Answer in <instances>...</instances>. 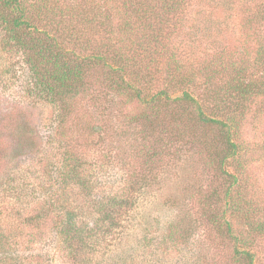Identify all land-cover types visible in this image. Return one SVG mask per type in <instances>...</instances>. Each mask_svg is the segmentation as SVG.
Masks as SVG:
<instances>
[{
    "label": "rangeland",
    "instance_id": "rangeland-1",
    "mask_svg": "<svg viewBox=\"0 0 264 264\" xmlns=\"http://www.w3.org/2000/svg\"><path fill=\"white\" fill-rule=\"evenodd\" d=\"M29 1L27 13L32 18L39 6L49 10L53 2ZM59 1L68 17L79 6L88 14L92 8L104 15L110 9L115 14L110 13L109 19L122 25L115 1ZM181 15L183 31L163 26L169 54L184 56L185 62L198 66L214 61L222 66L210 75L207 94L203 87L194 92L207 112L212 105L207 96L218 89L228 93L230 85L225 86L239 68L240 81L261 82L264 65L260 61L264 59L258 60L255 52L264 38V0H188ZM256 16L263 24L250 26L249 18ZM51 17L45 28L57 38L63 23L55 31L53 13ZM73 24L84 28L79 19ZM7 28L0 22V210L14 214L16 221L9 225L0 216V231L11 240L18 238L8 245L11 253L17 252L8 264H74L54 256L57 239L53 231L42 235V228L29 221L39 215V202L48 194L54 196L49 203L57 200L50 189L56 186L52 180L70 153L76 160L71 171L77 169L75 174H85L89 181V191L75 184L64 198L76 207L88 232L84 249L88 256L78 264H248L246 255L252 257L251 264H264V91L245 114L232 108L243 117L237 130L241 150L227 160L222 172L208 163L197 142H171L160 136L164 131L158 123L150 129L142 126L141 114L153 118L159 113L162 121L164 111L150 99L166 86L164 79L137 84L144 101L117 96L89 76L85 88L68 97L64 109H59L58 97L53 102L52 95L41 90L27 61L29 53ZM253 33L260 39L253 38ZM120 34L126 41L125 33ZM66 48L72 49L73 44L67 42ZM157 51L163 62L164 50L159 47ZM92 74L103 77L101 70ZM166 88L171 98L181 95L182 89ZM204 131L209 136L218 133L216 127ZM152 149L160 153L153 162L146 157ZM131 183V195L124 193ZM229 186L230 198L239 209L228 210L222 218L223 195ZM114 196L118 199L113 200ZM206 197H210L207 207ZM99 208L103 213H98ZM212 214L219 219L211 221ZM37 256L42 259L30 260Z\"/></svg>",
    "mask_w": 264,
    "mask_h": 264
},
{
    "label": "trees",
    "instance_id": "trees-1",
    "mask_svg": "<svg viewBox=\"0 0 264 264\" xmlns=\"http://www.w3.org/2000/svg\"><path fill=\"white\" fill-rule=\"evenodd\" d=\"M39 1L47 2V0ZM48 1H53L52 7L44 10L39 6L35 18H32L27 13L29 0L28 2L0 0V22L8 25L7 31L11 38L29 53L27 61L31 63L34 78L41 86V90L52 95L53 102H56L54 97H58L59 103L61 102L57 104L59 109H64L68 97L77 95L79 90L85 88V80L89 76L98 83H103L113 94L126 99L130 97L144 99L142 88L136 87L140 82L144 86L145 83H157L158 80L164 79L167 82L166 86L160 88L159 92L150 99L154 102L152 105L155 108H162L164 111L160 115L162 121L159 120V113L155 114L154 119L146 118L147 115L141 114L142 126L144 129H150L158 123L164 131L160 136L167 137L171 142L180 139L197 142L205 151L208 163L222 172L225 171L227 160L235 158L241 150L237 130L242 126L243 117L234 113L232 108L239 110L240 114H245L247 106L264 91V78L260 83H252L250 80H241L245 83H240L239 79L243 76L240 77L241 68H239L238 77L235 75L225 86L226 88L230 85L228 93L225 94V91L221 92L222 90L218 89L219 92L211 91L212 93L207 96L212 104L211 112H207L205 103L195 97V89L203 87V92L207 94L210 75L220 70L222 66H219L218 61L201 66L194 65L190 61L185 62L184 56L182 59L181 56L170 55L167 51L169 50L167 41L163 43L165 40L163 26H170L169 30L183 31L185 21L180 22V19H183L181 11L188 0H112L117 3L115 8L117 13H120L119 17L122 21L120 26L118 23L113 24L109 19L110 13L115 14L110 9L104 15L101 9L92 8L88 14L82 12L79 6L70 11L68 17L59 0ZM52 13L53 30L58 31L61 22L63 23L57 38L51 36L46 29L52 19ZM76 19L84 24V28L73 24ZM249 21L250 26L251 23L263 24L259 16L250 17ZM121 32L125 33L126 41L121 36ZM257 36L259 35L253 33V38ZM69 41L73 44L72 49L66 48ZM77 44L83 47L84 55H81L83 52L82 49L78 50V46L75 49ZM159 47L164 50L163 62L157 58L161 56V52L157 51ZM255 53L258 60L264 59V38H261ZM260 62L264 65L263 61ZM100 70L103 77L91 75L92 71ZM127 75L133 78L132 82L126 78ZM167 86L182 89L181 95L171 98ZM209 127L212 129L216 127L217 135L209 136L204 131ZM144 129L142 132L145 131ZM159 154L152 149L146 153V157L153 162V158L155 159ZM74 160L72 153L66 157V161L61 160L63 167L59 164L60 170L57 171L56 179L52 180V184L56 186L50 188L54 195L56 193L58 196L57 200L53 201L54 204L49 203L54 196L51 198L48 194L39 202V215L29 221L36 227L39 225L42 228V235L54 232L57 239L54 256L56 254L65 261L71 260L74 264H78V261L88 256L84 251L88 245L86 240L88 232L84 223H81L82 220L78 218L79 212L76 207L64 198L70 189L73 190V187L79 185L78 189L89 191V181L85 174H75L78 173L77 169L71 171L70 165L75 164L76 160L75 162ZM132 186H134L132 183L130 186L127 185L126 187L129 188L124 193L130 192L131 195ZM113 198L117 200L118 196ZM121 198H125L124 194ZM208 198L210 197H206L204 202L206 207L210 205ZM217 198L218 196L215 197ZM223 199L224 208L221 216L225 218L228 210L237 211L239 208L238 203L230 198V186L225 190ZM100 201L107 207L108 204L103 198ZM80 208L84 209L81 206ZM101 210L99 208L98 213H103ZM108 213L112 215L111 212ZM0 216L6 218L9 225L16 221L13 218L14 214L8 211L0 210ZM209 217L214 222L219 219L213 214ZM17 239L11 240L7 232L0 231L1 262L8 264L9 259L17 256V252L11 253L8 246ZM5 246L8 247L7 251L6 248L4 249ZM39 258L42 259V256L30 257V260L37 261ZM244 259H248V264H251L252 257L246 255Z\"/></svg>",
    "mask_w": 264,
    "mask_h": 264
}]
</instances>
